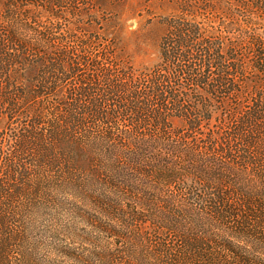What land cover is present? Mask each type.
Instances as JSON below:
<instances>
[{
    "label": "trees",
    "instance_id": "trees-1",
    "mask_svg": "<svg viewBox=\"0 0 264 264\" xmlns=\"http://www.w3.org/2000/svg\"><path fill=\"white\" fill-rule=\"evenodd\" d=\"M111 1L0 0V264H264L253 0H171L139 68Z\"/></svg>",
    "mask_w": 264,
    "mask_h": 264
},
{
    "label": "rangeland",
    "instance_id": "rangeland-1",
    "mask_svg": "<svg viewBox=\"0 0 264 264\" xmlns=\"http://www.w3.org/2000/svg\"><path fill=\"white\" fill-rule=\"evenodd\" d=\"M254 1L251 8V31L264 36V11L256 9ZM99 9L98 13L111 11L115 15L108 24L111 31H116L120 44L125 47L124 54L134 67L156 63L159 41L166 32L163 19L173 9L171 0H116L108 3L107 7L99 6ZM195 19L208 21L204 15L196 16ZM101 23H105V19L102 18ZM3 127L4 122L0 121V130Z\"/></svg>",
    "mask_w": 264,
    "mask_h": 264
}]
</instances>
